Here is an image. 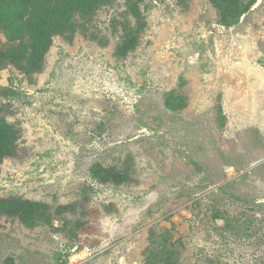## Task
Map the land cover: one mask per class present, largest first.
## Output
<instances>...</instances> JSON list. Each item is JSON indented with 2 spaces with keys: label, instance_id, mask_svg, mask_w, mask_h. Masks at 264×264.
Here are the masks:
<instances>
[{
  "label": "rangeland",
  "instance_id": "rangeland-1",
  "mask_svg": "<svg viewBox=\"0 0 264 264\" xmlns=\"http://www.w3.org/2000/svg\"><path fill=\"white\" fill-rule=\"evenodd\" d=\"M73 19L41 69L0 59V199L51 216L0 211V264H264V0L230 27L210 0Z\"/></svg>",
  "mask_w": 264,
  "mask_h": 264
},
{
  "label": "trees",
  "instance_id": "trees-1",
  "mask_svg": "<svg viewBox=\"0 0 264 264\" xmlns=\"http://www.w3.org/2000/svg\"><path fill=\"white\" fill-rule=\"evenodd\" d=\"M210 1L220 13V23L230 27L239 21L255 0ZM102 3L104 0H0V29L9 38H27V43L18 48L9 47L0 52V59L9 60L26 71L41 69L52 35L74 30L76 14L90 15ZM16 139L13 127L0 118V163L14 153ZM116 172L100 168L95 174L102 181H108L112 175L110 177L114 181L121 182L124 177ZM47 207L41 202L20 198L0 199V211L17 214L28 224H33L36 219L50 222L51 216H46L48 212H45Z\"/></svg>",
  "mask_w": 264,
  "mask_h": 264
}]
</instances>
